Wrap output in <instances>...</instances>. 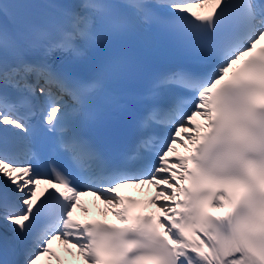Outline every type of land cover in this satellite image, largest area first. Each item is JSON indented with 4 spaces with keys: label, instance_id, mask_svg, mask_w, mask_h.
Instances as JSON below:
<instances>
[{
    "label": "snow or ice",
    "instance_id": "snow-or-ice-1",
    "mask_svg": "<svg viewBox=\"0 0 264 264\" xmlns=\"http://www.w3.org/2000/svg\"><path fill=\"white\" fill-rule=\"evenodd\" d=\"M151 33L181 63L132 142L93 141ZM145 186L162 215L120 194ZM85 196L120 226L74 219ZM56 242L80 264H264V0H0V264H65Z\"/></svg>",
    "mask_w": 264,
    "mask_h": 264
},
{
    "label": "bare ground",
    "instance_id": "bare-ground-1",
    "mask_svg": "<svg viewBox=\"0 0 264 264\" xmlns=\"http://www.w3.org/2000/svg\"><path fill=\"white\" fill-rule=\"evenodd\" d=\"M179 148V147H178ZM180 150H183V149H181V148H179ZM177 154H180L179 152H177ZM146 192L144 191L143 193H142V195H144ZM162 202H164L163 200H161V201H158V203H162ZM151 209L154 211V212H157L156 211V209L155 208H153V207H151Z\"/></svg>",
    "mask_w": 264,
    "mask_h": 264
}]
</instances>
